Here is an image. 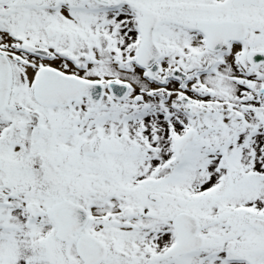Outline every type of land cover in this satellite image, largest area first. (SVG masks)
<instances>
[{
    "label": "snow or ice",
    "instance_id": "1",
    "mask_svg": "<svg viewBox=\"0 0 264 264\" xmlns=\"http://www.w3.org/2000/svg\"><path fill=\"white\" fill-rule=\"evenodd\" d=\"M0 264H264V0H0Z\"/></svg>",
    "mask_w": 264,
    "mask_h": 264
}]
</instances>
